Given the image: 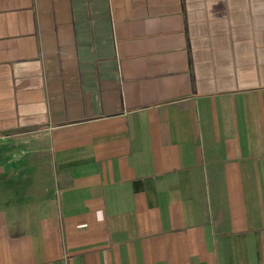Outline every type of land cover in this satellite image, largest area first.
Here are the masks:
<instances>
[{"label": "crops", "instance_id": "crops-1", "mask_svg": "<svg viewBox=\"0 0 264 264\" xmlns=\"http://www.w3.org/2000/svg\"><path fill=\"white\" fill-rule=\"evenodd\" d=\"M0 264H264V0H0Z\"/></svg>", "mask_w": 264, "mask_h": 264}]
</instances>
